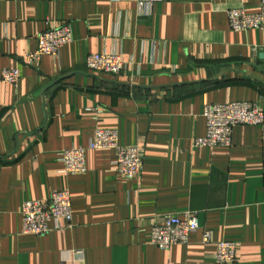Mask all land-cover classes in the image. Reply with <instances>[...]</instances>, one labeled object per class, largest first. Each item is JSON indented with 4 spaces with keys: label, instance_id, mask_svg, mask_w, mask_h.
<instances>
[{
    "label": "crops",
    "instance_id": "obj_1",
    "mask_svg": "<svg viewBox=\"0 0 264 264\" xmlns=\"http://www.w3.org/2000/svg\"><path fill=\"white\" fill-rule=\"evenodd\" d=\"M0 0V264H217L214 243L238 247L235 264H264V125L236 127L229 149L194 147L209 104L257 102L264 114V29L231 32L227 11L259 0ZM72 42L30 67L24 61L51 23ZM115 53L114 78L85 59ZM99 129L143 154L141 177L116 173L115 151H86V171L65 176L58 154ZM71 197V227L21 233L20 207ZM195 212L187 245L149 244L153 225Z\"/></svg>",
    "mask_w": 264,
    "mask_h": 264
},
{
    "label": "built area",
    "instance_id": "obj_2",
    "mask_svg": "<svg viewBox=\"0 0 264 264\" xmlns=\"http://www.w3.org/2000/svg\"><path fill=\"white\" fill-rule=\"evenodd\" d=\"M118 1V0H112ZM162 0H138L137 7L142 12ZM228 28L231 32H247L264 29V0H259L258 12L248 14L243 8L227 11ZM72 42L69 24L51 23L37 37V48L24 59L30 67L37 65L43 56H56L59 49ZM125 64L115 53H94L85 59L88 71L114 78L124 75ZM4 82L16 86L20 74L17 69L4 68L0 71ZM206 132L202 138L193 140L194 147L229 149L236 127L264 125V114L257 102H228L209 104L204 107ZM115 151V171L128 181H138L141 177L143 154L137 146L122 147L118 144V133L112 129L96 130L85 147L71 148L58 154L65 176H78L86 171V151ZM22 218L21 233L44 236L50 231H62L71 227V197L65 190L53 191L47 200L26 201L20 207ZM201 231L202 243L212 242L211 232L200 227L195 212H187L181 217L169 216L151 227L149 244L161 251H168L176 245H187L191 234ZM214 258L217 264H235L238 247L229 241L214 243Z\"/></svg>",
    "mask_w": 264,
    "mask_h": 264
}]
</instances>
